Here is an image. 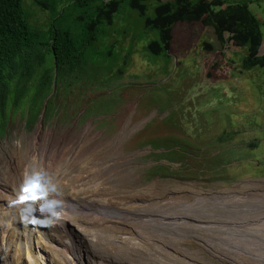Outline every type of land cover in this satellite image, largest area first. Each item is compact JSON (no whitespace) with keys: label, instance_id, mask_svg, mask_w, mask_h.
Listing matches in <instances>:
<instances>
[{"label":"rangeland","instance_id":"rangeland-1","mask_svg":"<svg viewBox=\"0 0 264 264\" xmlns=\"http://www.w3.org/2000/svg\"><path fill=\"white\" fill-rule=\"evenodd\" d=\"M122 13L126 22L118 16L107 30L119 27L127 33H112L102 39L99 49L111 65L116 62L115 72L109 73L108 66L101 72L100 63L88 66L73 77L68 94L59 93L51 113L46 99L36 123H29L26 111L23 117L15 114L5 127L0 137V200L16 198L25 172L34 168L52 178L71 172L72 186L80 175L87 180L94 175L104 184L95 187L91 198L102 211L88 210L82 193H75L73 200L67 189L50 196L67 201L64 214L71 206L75 216L92 213L91 229L104 226L108 218L120 224L116 231L109 228L95 236L92 248L76 240L77 253L56 235L62 243L52 244L58 250L57 264H264V69L241 70L238 63H244L245 53L229 41L211 50L217 53H200L197 45L204 48L201 40L206 33L213 35L209 39L213 46L218 44L209 27L193 33L195 48L181 36L166 57L153 59L144 53L143 43L156 34L143 33L135 12L122 8ZM37 19L47 22L42 13L32 21ZM261 19L264 34V12ZM180 28V35L189 32L184 25ZM87 54L90 60L92 53ZM125 55L128 61L120 62ZM220 62L221 69L211 68ZM151 152H162V161L150 159ZM158 165L170 167V176L148 172ZM64 185L68 186L61 180L59 188ZM14 217L16 213L5 226L7 236L0 233V264L28 262L26 257L18 262L13 255L15 245L22 242V246L23 241L53 264L50 253L35 245V238L46 239ZM77 219L78 226L83 225L79 215ZM132 227H136L133 233ZM160 228L167 238L164 244L171 247L161 246L166 238L159 234ZM196 229L204 238L194 234Z\"/></svg>","mask_w":264,"mask_h":264},{"label":"trees","instance_id":"trees-1","mask_svg":"<svg viewBox=\"0 0 264 264\" xmlns=\"http://www.w3.org/2000/svg\"><path fill=\"white\" fill-rule=\"evenodd\" d=\"M25 4L29 12L24 8V0H0V137L17 113L23 117L28 111L29 123H36L46 99V110L51 113L59 93H69V83L75 81L80 70L100 63L101 72L107 66L109 73L115 72L112 65L116 62L111 65L99 49L103 46L102 39L128 30L119 27L107 30L115 26L118 16L126 22L122 8L135 12L142 20L140 25L146 36L156 34L154 39L143 43L144 53L153 59L166 57L181 36H186L185 42L195 48L191 45L196 39L193 33L209 27L214 30L218 44L212 45L209 39L213 35L208 32L201 40L205 49L197 45L200 53H217L211 50L223 48L229 41L245 53L244 63H238L241 70L264 69V55H259L263 40L261 22L244 0H26ZM36 13L46 15L47 22L32 21ZM183 25L189 32L180 35ZM130 47L135 49L137 42ZM88 52L92 53L90 60ZM122 58L120 62L128 61L129 57ZM220 66L221 62L211 68L221 69ZM123 75L121 68L120 79ZM161 153L151 152L149 158L160 162ZM176 162L179 161L169 160ZM169 171L170 167L158 165L148 172L170 176Z\"/></svg>","mask_w":264,"mask_h":264},{"label":"bare ground","instance_id":"bare-ground-1","mask_svg":"<svg viewBox=\"0 0 264 264\" xmlns=\"http://www.w3.org/2000/svg\"><path fill=\"white\" fill-rule=\"evenodd\" d=\"M263 45H264V42H263ZM263 48V47H262ZM113 161V160H112ZM91 166V163L89 164V167ZM94 167V166H93ZM95 167H97V166H95ZM102 167H104V166H102ZM34 169H36V168H34ZM91 170V169H90ZM72 179H73V177H72V173L71 172H66L65 173V175L63 174V176H61V178H59L58 177V174L57 173H55V175H54V177H53V180H54V182L55 183H57L58 184V186H60V182H61V180H63V181H65L67 184H68V186H61L59 189H60V191H61V193L63 192V190H66L67 189V195H69L70 196V198L73 200V198H75V196H74V194L75 193H82V195H84L85 197H86V199L88 200L87 201V203H86V208L88 209V210H92L93 212H97V210H99V211H102V209H101V207L99 208L97 205H95V203H94V201H92L91 200V198H92V196L96 193V191H95V187H102V186H104V184L96 177H94V175H88V180H87V177L86 176H82V175H80V176H78L77 177V180H78V183L76 184V186H72ZM83 184V185H82ZM247 185H249V184H247ZM13 189V188H12ZM11 190V189H10ZM14 192V191H13ZM71 192V193H70ZM212 193H214V191L212 190L211 191V194ZM221 193V192H220ZM223 193V192H222ZM10 194V193H9ZM13 194V193H12ZM16 194V193H15ZM219 194V193H218ZM109 195L110 194H105V196L104 197H109ZM226 195V194H225ZM10 197V196H9ZM99 197V196H98ZM218 197H219V195H218ZM230 197V196H229ZM236 196H234V198H235ZM99 198H103V196H100ZM215 198V197H214ZM224 198H226V196L224 197ZM233 198V197H232ZM4 199H5V197H4ZM14 199H16V198H13V199H11V198H8V199H5V200H0V233L2 232H4V235L5 234H7L8 233V230L7 229H5V226H7V224H8V219H9V216L12 214V213H16V217L17 218H19L20 219V214H19V211H18V207L17 206H12L13 208H11V207H8V203H11V201L12 200H14ZM58 199H60V198H58ZM121 199H123L124 200V198L122 197ZM138 200V198L137 197H134V201L135 200ZM209 199V198H208ZM216 199H219V198H216ZM215 199V200H216ZM229 199H231V198H229ZM63 201H66L65 199H62ZM131 200V199H130ZM223 201H224V199H222ZM5 201H8V203H5L4 205H7V206H5V207H3V202H5ZM132 201V200H131ZM130 201V202H131ZM133 201V202H134ZM206 201V200H205ZM229 201H231V200H229ZM232 201H234V200H232ZM239 201V200H238ZM241 201V200H240ZM103 202H105V201H103ZM123 202V201H122ZM121 202V203H122ZM124 202H125V200H124ZM217 202V201H216ZM215 202V203H216ZM220 201H218V203H219ZM224 202H227V201H224ZM235 202V201H234ZM66 203H67V201H66ZM134 203H136V202H134ZM134 203H131V204H134ZM231 203V202H230ZM235 203H237V202H235ZM139 204V203H138ZM246 204H247V202H246ZM222 205V204H221ZM234 205V204H233ZM236 205H238V204H236ZM248 205V204H247ZM111 206H113V205H111ZM164 206V205H163ZM166 206H167V204H166ZM241 206V205H240ZM214 207V206H213ZM230 207H232V206H230ZM236 207H238V206H236ZM225 208V207H224ZM233 208H235L234 206H233ZM74 209V208H73ZM72 209V210H73ZM192 209V208H191ZM219 209H221V208H219ZM227 209V208H226ZM239 209V208H238ZM238 209H236V210H238ZM72 210H69L66 214H64V212H61L62 214H61V218H60V220L57 222V223H62V220H63V218H64V220H63V223L64 224H66V225H72L77 231H79L80 232V240H81V243L82 244H84V245H88V247H90V248H92L93 247V245L95 244V241H93V239L95 238V236H100L101 234H102V232L103 231H105V230H109V228H111L112 229V231H116L117 229H120V224L119 223H117V222H113V221H110L109 220V218H108V220L107 221H105L104 223L102 222V224H104V226H96V227H94V228H92L91 229V223L90 222H95V220H94V217H93V214L92 213H89V214H86V213H84V212H80L78 215L80 216V218H82L81 220H79L80 222H82L83 223V225H84V227L86 228V229H84V227H83V225H81V226H78L79 224H77L78 223V215L76 214V216H75V213L72 211ZM111 210H114V209H111ZM232 210H235V209H232ZM231 209H230V211H232ZM235 210V211H236ZM241 210V209H240ZM223 211V210H222ZM228 211V210H227ZM105 212H109V213H111V211H109V210H105ZM257 212V211H256ZM255 212V213H256ZM182 213V212H181ZM195 213V212H194ZM229 213V212H228ZM250 213V212H249ZM216 214V213H215ZM229 214H231V213H229ZM83 217H82V216ZM165 215V214H164ZM184 215V214H183ZM190 215V214H189ZM189 215H187L188 217H190ZM192 216H194V214H191ZM223 215H225V214H223ZM253 215V214H252ZM185 216V215H184ZM220 216H222L221 214H220ZM219 216V217H220ZM16 217H14L15 219H16ZM171 217V216H170ZM181 217V216H180ZM223 217V216H222ZM147 218V217H146ZM145 218V219H146ZM165 218V217H164ZM184 218V217H183ZM194 219V218H193ZM197 219V218H196ZM162 220V225H165V227L166 226H168L167 224H165V223H167L166 221H164L163 219H161ZM179 220V219H178ZM190 220H191V218H190ZM87 221H89V223L87 224ZM204 222H208V221H204ZM204 222H202V223H204ZM117 223V224H116ZM171 223V222H170ZM191 223V222H190ZM93 224V223H92ZM108 224V226L107 227H105V225H107ZM143 224V223H142ZM189 224V223H188ZM261 224V223H260ZM96 225H98V224H96ZM100 225V224H99ZM132 225H135V223H133ZM149 225V224H148ZM169 225H172V224H169ZM209 225V224H208ZM257 225H258V223H257ZM201 226V225H200ZM199 226V227H200ZM202 227V226H201ZM121 228H123V225L121 226ZM144 229H146V230H151V229H149V228H146V226L145 227H143ZM123 229H126V228H123ZM133 229H136V227H132V228H130V230L132 231V233H133ZM161 229V228H160ZM159 230V229H158ZM197 231H195V233L194 234H197V236H199L200 238L202 237V238H204V234H202V236H200L199 235V231L201 230V229H196ZM153 231V230H152ZM152 231H151V233H152ZM157 231V230H156ZM160 231V230H159ZM212 231V230H211ZM34 232H39L41 235H42V237L43 238H45L46 239V241L45 242H42V239L41 238H35V240H37V242L35 243V245H36V247L37 248H39V251L41 252V251H44V252H49L50 253V257H51V261H52V263L53 264H57V257L59 256V255H57L58 254V250L52 245V244H54V245H59V246H61V241H60V239L61 238H56V237H54L53 235H51V234H49L50 232H52V233H54L55 234V227H49L48 226V229H44L43 228V231L42 230H40V227L39 228H36L35 229V231ZM161 233H159L161 236H163V237H165L166 238V236H165V234H164V232L165 231H163L162 229H161V231H160ZM150 232H148L147 234H149ZM153 234V233H152ZM156 234V233H155ZM5 236H7V235H5ZM11 236H12V234H11ZM120 236H117L116 237V239L118 240V239H120L121 240V238H119ZM16 239V238H15ZM14 239V237L12 238V237H10V241H13V240H15ZM123 240V239H122ZM159 240H161V238L159 239ZM21 241H23V240H21ZM144 241L146 242V243H149L150 242V238L149 237H146V239H144ZM167 241V238L166 239H164L163 241H162V244L163 245H161L163 248H166V247H171V245H166V244H164V242H166ZM16 242V241H15ZM20 242V241H19ZM18 243V242H17ZM20 244H22V242H20L19 244H17V245H15V247H14V250H15V252H14V256H17V261L18 262H20V260H22V257H26V259L28 260V262H25V264H47V260H46V257H45V259H43V257H40L39 255H36V253L34 252V249H33V247H32V245H31V243L30 242H28V241H23V245L22 246H20ZM80 244V243H79ZM209 245V244H208ZM100 246V244L99 245H97V246H95V247H99ZM131 246H133V244L131 245ZM261 246H263V244L261 245ZM236 247V246H235ZM112 247H109V249H111ZM100 249V248H99ZM259 249V248H258ZM97 251V250H96ZM264 252V251H263ZM62 253H63V251H62ZM251 253V252H250ZM246 257V256H245ZM245 257H243V259H245ZM257 257V256H256ZM64 259H66V257H64ZM257 259H258V257H257ZM262 259H264V255H263V257H262ZM260 260V259H259ZM70 261V260H69ZM95 261V260H94ZM253 261V260H252ZM261 261V260H260ZM70 262H73L72 260L70 261ZM78 262H79V260H78ZM77 262V263H78ZM240 262H242V261H240ZM76 264V263H75ZM236 264H238V263H236Z\"/></svg>","mask_w":264,"mask_h":264},{"label":"clouds","instance_id":"clouds-1","mask_svg":"<svg viewBox=\"0 0 264 264\" xmlns=\"http://www.w3.org/2000/svg\"><path fill=\"white\" fill-rule=\"evenodd\" d=\"M59 195H62V193L53 178L42 170L33 169L31 172H25L17 197L11 203H8V207L17 206L20 219L16 217V221L21 220L32 231L39 227L42 231L43 228L48 229V226L55 227V234L52 232L49 234L54 237L60 235L64 241H67L69 248L77 253L78 246L75 242L80 240V232L72 225L64 224V218L61 223L62 226H57V222L61 218V212L66 210V206L62 207L63 200L50 198V196ZM73 208L71 206L70 210Z\"/></svg>","mask_w":264,"mask_h":264},{"label":"crops","instance_id":"crops-1","mask_svg":"<svg viewBox=\"0 0 264 264\" xmlns=\"http://www.w3.org/2000/svg\"><path fill=\"white\" fill-rule=\"evenodd\" d=\"M165 1H168V0H165ZM228 1H233V0H228ZM244 1H247L249 3V8L250 10L252 11V13L258 18V20L261 22V25H262V19H261V15L263 14L264 10H263V7H262V4L264 3V0H244ZM243 2V1H242ZM151 9L149 10V15H151ZM255 12V13H254ZM258 14V15H256ZM260 16V17H259ZM264 26V24H263ZM262 32V31H261ZM263 34V32H262ZM264 42V34H263V40ZM201 44V43H199ZM263 48H264V45H263Z\"/></svg>","mask_w":264,"mask_h":264},{"label":"water","instance_id":"water-1","mask_svg":"<svg viewBox=\"0 0 264 264\" xmlns=\"http://www.w3.org/2000/svg\"><path fill=\"white\" fill-rule=\"evenodd\" d=\"M262 47H263V41H262V45H261L260 50H259L260 57H261V55H264V51L262 52Z\"/></svg>","mask_w":264,"mask_h":264}]
</instances>
